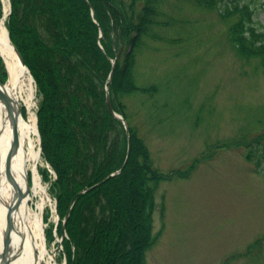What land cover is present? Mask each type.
<instances>
[{"label":"rangeland","instance_id":"rangeland-1","mask_svg":"<svg viewBox=\"0 0 264 264\" xmlns=\"http://www.w3.org/2000/svg\"><path fill=\"white\" fill-rule=\"evenodd\" d=\"M214 1L212 6L198 0L157 1L154 32L142 34L129 54L137 88L124 94L116 87L136 136L129 138V161L146 153L160 176L155 185L143 188L152 200L143 215L150 234L140 251L145 264H264V67L258 57L238 55L230 27L239 14L222 17L224 1ZM256 5L253 21L264 26V0ZM11 12L10 0H0V21L12 43ZM103 38L99 29L95 43L100 49ZM117 56L109 59L111 64ZM123 60L124 56L121 65ZM27 70L34 88L38 170L49 199L43 213L46 244L57 264H70L77 252L52 193L56 175L42 152L41 98ZM0 81H7L1 59ZM153 86L155 94L141 93ZM70 204L69 214L74 205ZM134 221H126L130 229L140 226ZM84 254L82 264H88ZM127 257L121 264L130 263Z\"/></svg>","mask_w":264,"mask_h":264},{"label":"trees","instance_id":"trees-1","mask_svg":"<svg viewBox=\"0 0 264 264\" xmlns=\"http://www.w3.org/2000/svg\"><path fill=\"white\" fill-rule=\"evenodd\" d=\"M157 1L10 0V37L38 86L42 152L55 172L52 193L64 216L79 191L96 185L76 198L65 222L68 241L77 252L70 264H82L84 253L88 264H121L125 256L128 264H145L140 251L149 243L150 234L143 226V215L150 211L152 200L143 188L151 182L155 185L158 171L144 153L142 159L140 155L132 162L128 158L123 172L109 175L124 163L127 136L136 138L116 87L123 88L124 94L137 88L130 74L134 59L129 54L142 34L154 32ZM223 1L222 17L239 14L230 27L236 52L241 57H258L264 67V26L253 21L258 0ZM198 2L215 4L214 0ZM99 29L103 30L102 49L95 43ZM134 35L140 36L134 39ZM116 56L108 82L109 59ZM122 56L124 65L120 64ZM107 85L112 109L125 120L128 135L107 110ZM156 91L153 86L141 93ZM132 149L131 145L129 155ZM131 219L140 226L130 229L126 221ZM90 232L94 234L88 242ZM87 248L94 252H86Z\"/></svg>","mask_w":264,"mask_h":264},{"label":"bare ground","instance_id":"bare-ground-1","mask_svg":"<svg viewBox=\"0 0 264 264\" xmlns=\"http://www.w3.org/2000/svg\"><path fill=\"white\" fill-rule=\"evenodd\" d=\"M90 12L93 17V10ZM0 59L7 72L4 85L12 109L10 115L0 101V264L10 223L14 224L8 254L10 264H57L45 237L43 213L49 199L38 170L40 154L33 114V81L2 21ZM8 155L11 158L6 165Z\"/></svg>","mask_w":264,"mask_h":264},{"label":"water","instance_id":"water-1","mask_svg":"<svg viewBox=\"0 0 264 264\" xmlns=\"http://www.w3.org/2000/svg\"><path fill=\"white\" fill-rule=\"evenodd\" d=\"M114 66H115V61L112 63V69H111V72L108 76V82L111 80V77H112V73H113V69H114ZM0 101L1 103L6 107L8 113L10 115H12V109L10 107V96H9V93L7 92L6 88H5V85L2 81H0ZM105 102H106V106H107V110L109 112V114L113 117V118H116L118 121H120L123 126H124V129H125V133L128 135V129H127V125H126V122L125 120L123 119V117H121L120 115H118L113 109H112V106H111V103H110V97H109V94H108V86L105 88ZM129 151H130V141H129V136H127V152H126V156H125V160H124V163L123 165L121 166V168L115 172H113L109 177H112V176H115L117 174H119L126 161L128 160V156H129ZM10 158H11V155H8L7 159H6V165L8 162H10ZM5 167V165H4ZM96 186V185H95ZM93 187L91 188H86L84 190H81L79 191L75 197L73 198V200L71 201V206L74 204L76 198L80 195V194H84L86 193L87 191H90ZM69 216V210L67 211L66 215H65V222L67 220ZM64 222V224H65ZM13 232H14V224L13 223H10V226H9V232H8V235H7V241L6 243L3 245V249H2V253H1V263L2 264H10V261H9V258H8V254H9V249H10V246H11V243H12V236H13Z\"/></svg>","mask_w":264,"mask_h":264}]
</instances>
